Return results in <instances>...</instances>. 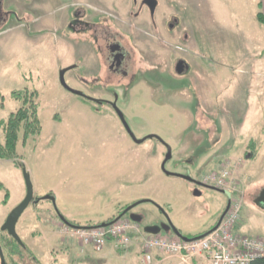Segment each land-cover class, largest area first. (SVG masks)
Listing matches in <instances>:
<instances>
[{
	"label": "rangeland",
	"instance_id": "374dc122",
	"mask_svg": "<svg viewBox=\"0 0 264 264\" xmlns=\"http://www.w3.org/2000/svg\"><path fill=\"white\" fill-rule=\"evenodd\" d=\"M260 1L158 0L154 26L142 0L5 3L12 24L0 28V144L5 136L1 122L24 108L13 93L25 92V108L36 107L41 130L24 139L21 128L16 160H0V231L5 216L25 197L23 170L34 198H54V204L43 200L21 216L16 233L30 253L19 248L23 261L17 257L7 264H85L71 241L66 242L68 260L50 262L46 247L37 249L43 230L62 236L58 215L80 227L110 223L138 202L133 213L144 216L138 223L143 232L148 226L172 225L184 236L206 233L228 197L184 177L201 179L202 173L227 166L226 159L237 162L225 168L231 190L242 198L236 233L264 241V211L254 204L264 189V166L246 159L243 146L264 135V107L254 96L260 93L245 87L258 85L262 77L245 75L248 68H264L260 46L251 44L263 33L256 19ZM91 5L101 6L115 28L120 25L125 77L112 74L102 61L103 44L86 29H76L87 21L108 22ZM173 20L178 30H168ZM64 38L72 41L71 48ZM178 60L184 64L180 75ZM61 73L69 90L60 84ZM102 99L111 100L112 109L100 104ZM117 112L132 136L144 140L141 144L131 139ZM167 234L173 232L159 236ZM102 256L96 253L89 260ZM110 259L109 264H121L117 253Z\"/></svg>",
	"mask_w": 264,
	"mask_h": 264
},
{
	"label": "built area",
	"instance_id": "2783aa9c",
	"mask_svg": "<svg viewBox=\"0 0 264 264\" xmlns=\"http://www.w3.org/2000/svg\"><path fill=\"white\" fill-rule=\"evenodd\" d=\"M227 166L223 165L219 170L207 173L201 179L204 187L214 188L229 195L226 213L201 239L183 242L176 237L145 236L138 224L124 219L104 228L64 226L61 233L77 245L81 254L88 249L99 254L109 241L116 249L125 250L133 239L138 238L142 244L143 264H153V251L177 258L181 264H188L193 259H200L205 264H250L254 260L264 258V241L236 233L242 198L234 191V187L231 190L232 178L225 168Z\"/></svg>",
	"mask_w": 264,
	"mask_h": 264
},
{
	"label": "crops",
	"instance_id": "0c3cea01",
	"mask_svg": "<svg viewBox=\"0 0 264 264\" xmlns=\"http://www.w3.org/2000/svg\"><path fill=\"white\" fill-rule=\"evenodd\" d=\"M260 13L262 15V19H263V24L261 25L262 28V35L261 38H254V40H252L251 44H258L260 46V50H261V55L264 56V0L260 1ZM257 19V18H256ZM243 74V73H240ZM245 75H261V79H260V83H258V85L256 86H252L250 84H245V87H247L251 92H259L260 94H258L259 96L254 95L255 97L259 98L260 101V106L264 107V68H257V67H250L248 68L247 72L245 73ZM258 81V80H256ZM244 85H242L243 87ZM241 87V88H242ZM253 97V96H252ZM261 123H264V119L260 120ZM242 146V145H241ZM244 148L247 150H245L244 152H248V156H246V159L248 158H254V162L258 163L259 166L263 165L264 166V135L261 136H256L252 139H249L248 141H246L244 143ZM233 156H237L236 154H234ZM237 161V160H236ZM226 162L229 163V166L232 167H236L237 166V162L231 163L230 161L228 162L226 159ZM239 162V160H238ZM245 163L244 165H242L243 167H245ZM238 229V225L236 227ZM42 234V244H40V246H37V249H40L41 247H46V253L49 254V261L50 262H56L58 261V259L63 258V259H67L69 258V254L71 251V246L67 245L66 242L71 241L70 239H68L66 237V239L64 240V238H62L61 234L59 233H55V232H50L49 231H45L43 230ZM49 234V239L47 238V235ZM181 234V233H180ZM244 234V233H243ZM169 237L174 236V234L170 235L167 234ZM201 235V234H200ZM197 235V236H200ZM25 236H27V234H25ZM181 236L185 237V238H194L197 236H193V237H189V236H184L181 234ZM55 237H59L61 238L60 241H58L57 239H55ZM253 238V237H252ZM65 241V242H64ZM72 244H75L73 241H71ZM44 245V246H43ZM76 245V244H75ZM77 247V245H76ZM103 254L102 258L100 259V261H91L89 260L90 256H93L95 253H93L91 250H86V252L84 253H80V250L77 247V255L79 256V258H83L85 264H109L111 259L110 257L112 255H114V253H117L120 255V261L121 264H143V251H142V244H141V240L140 239H133L130 246L125 249V250H118L115 248L114 244L112 242H108L104 248V250L101 252ZM100 254V253H99ZM152 260H153V264H181L180 261L177 258H171L168 257L167 255L158 253L156 251H153L152 254ZM188 264H205V262H203L200 259H193L191 260Z\"/></svg>",
	"mask_w": 264,
	"mask_h": 264
},
{
	"label": "flooded vegetation",
	"instance_id": "af4514ba",
	"mask_svg": "<svg viewBox=\"0 0 264 264\" xmlns=\"http://www.w3.org/2000/svg\"><path fill=\"white\" fill-rule=\"evenodd\" d=\"M14 1V3H12ZM17 1L18 0H0V28L3 27V26H8V24H12V12L9 11V10H6L5 9V3L7 2V4L9 5H14L15 7L17 6ZM29 2H32V0H27ZM145 0H142V3H141V8H145L146 10H148L149 12V16L152 20V23H153V26L155 24V20H154V17H155V13H156V10L159 6V2L158 0H155L157 5H156V9H155V12H154V15L153 17L150 15V11H149V8L148 6L144 3ZM94 5V4H93ZM93 5H91V10L93 11V9L96 11L94 14H99L101 17L105 18L108 22L106 24H93V23H90L89 21H87L86 24L84 25H79L77 26V30L78 29H86L89 34H90V38H93L97 41V43H101L103 45H100L102 46L101 47V54H102V61L104 59V63H108V66L107 68L110 70V72L112 74H115L117 75L118 77L121 76H127L128 75V72H126L124 70V63H125V60H126V54H125V50L123 49V47L120 45V25L119 27L115 28L117 26V23H114L112 20L109 19V14L107 12H103V8L101 6H96L93 7ZM30 7H26L25 9H28ZM91 10H89L88 12L89 13H93ZM117 15L119 16V14L117 13ZM113 23V27H114V31H111V27H110V23ZM100 23V22H99ZM178 30L179 27L177 24H175V20H173L169 26H168V30ZM119 38V39H118ZM63 41L65 43H68L70 45V48H71V44H72V41L68 38H64ZM99 49V48H98ZM180 60H178V62L176 63V66H175V71H176V68L178 66ZM182 67H184V64L182 63L181 64ZM184 72V71H183ZM118 86H120V81L118 80ZM119 90H120V87H119ZM100 104H103L105 106H108L112 109L113 107V103L111 100H101L100 101ZM165 149H166V146H165ZM216 171V170H215ZM213 172V171H212ZM207 173H211V172H207ZM205 173V174H207ZM204 173L201 174V179L202 177L205 175ZM189 176V175H187ZM194 182H196V184L194 183H190L193 184L194 186H199V187H202V188H205L203 186V184L201 183V179H198L197 177L198 176H195V177H192L191 175L189 176ZM200 184V185H198ZM24 199V198H23ZM39 199V198H34L33 197V200L32 202L30 203V205L28 206V208L30 206H35V205H39L41 201H39L38 203H35V201ZM6 202V203H5ZM8 201L4 200L3 201V205H6ZM21 203V202H20ZM19 203V204H20ZM18 204V205H19ZM227 204H228V200H227ZM226 204V205H227ZM17 205V206H18ZM129 207V206H127ZM126 207V208H127ZM27 208V209H28ZM125 208V209H126ZM26 209V210H27ZM124 209V210H125ZM25 210V211H26ZM124 210L119 214L121 215ZM12 211V210H11ZM10 211V212H11ZM134 209H132L131 211H129L124 217H129L130 215H134V216H138L142 219V221L144 220V216L143 215H138V214H134L133 213ZM10 214V213H9ZM8 214V215H9ZM24 214V213H23ZM22 214V215H23ZM5 216V220L7 218V216ZM61 215H58V218L60 217ZM62 217V216H61ZM122 217V218H124ZM21 218V217H20ZM64 218V220L72 225V226H78V225H75V224H72V223H69L65 217H62ZM4 220V222H5ZM20 220V219H19ZM60 220V218H59ZM3 222V224H4ZM19 222V221H18ZM60 225H61V228L64 227V226H67L64 222H62L60 220ZM2 228V227H1ZM16 243V241H14L8 234L6 231H0V264H7L6 263V260L7 259H10L12 261L13 258H17L20 260V261H23L22 259L24 258V255L20 254V249L24 250L25 252H29L28 248L26 246H20L19 244H15L12 246L13 243ZM30 253V252H29ZM28 257V256H27Z\"/></svg>",
	"mask_w": 264,
	"mask_h": 264
},
{
	"label": "water",
	"instance_id": "95a60500",
	"mask_svg": "<svg viewBox=\"0 0 264 264\" xmlns=\"http://www.w3.org/2000/svg\"><path fill=\"white\" fill-rule=\"evenodd\" d=\"M144 3L148 6L149 8V11H150V15L153 17L154 15V12H155V9H156V1L155 0H145ZM182 63H179L177 68H176V73L178 75L182 74L183 71H184V67L181 66ZM63 75L64 73H61L60 74V84L67 90H69L64 82V79H63ZM76 94V93H74ZM118 115V117L120 118L126 132L129 134V136L131 137V139L136 143V144H141L144 140H137L136 138H134V136H132L130 130H129V127L128 125L126 124V122L124 121V118H123V115L120 113H116ZM157 139L159 140V138H157L156 136H149L147 137V139ZM160 141V140H159ZM168 153L166 155V158L165 160L168 161L170 158H171V153H170V149L168 148L167 149ZM162 169L164 170V168L162 167ZM164 174L166 176H169V177H175V178H183V176L181 175H178V174H174V173H169V172H166L164 171ZM23 176H24V181H25V188H26V193H25V197L24 199L21 201V203L16 206L11 212L10 214L7 216L1 230L2 231H6L7 234L14 240L16 241L17 244H19L20 246H23L22 242L20 241L17 233H16V225L20 219V217L22 216V214L25 212V210L28 208V206L30 205V203L32 202L33 200V187H32V183L30 181V177L28 175V173L26 172V170H23ZM187 181H190L191 183H194L196 184V182H194L189 176H186L184 177ZM200 185V184H198ZM207 189H211V190H216L214 188H208ZM216 191H219V190H216ZM221 193H224L222 191H219ZM225 195H227L229 197L228 194L224 193ZM43 200H48L50 202H52L54 204V198L49 195V196H46L44 198H39L35 201V203H38L39 201H43ZM143 202H148V203H153L151 201H143ZM139 203H142V202H138V203H135L133 205H130L129 207H127L124 212L116 219L114 220L115 222L120 220L122 217H124L129 211H131L134 207H136ZM254 204L257 208L261 209L264 211V189H262L259 193V195L256 197L255 201H254ZM228 209V205L225 209V211L223 212L222 216H224V214L226 213ZM60 220L62 222H64L67 226L71 227V228H77V227H72L70 226L65 220L64 218H62L61 216L59 217ZM129 220L134 222V223H141L142 222V219L138 216H134V215H130L129 217ZM114 223V222H113ZM110 224H101L99 227L101 228H104V227H107L109 226ZM161 231H164L166 233H169L170 231L173 232L174 236L177 237L178 239L182 240L183 242H190L192 240H196V239H201L203 238L206 234L204 235H201V236H198L196 238H193V239H189V238H185L183 236H181V234L172 226V225H165V226H162V227H152V226H148L144 229V233L148 234V235H152V236H156V235H159L161 233ZM1 252V250H0Z\"/></svg>",
	"mask_w": 264,
	"mask_h": 264
},
{
	"label": "trees",
	"instance_id": "16d2710c",
	"mask_svg": "<svg viewBox=\"0 0 264 264\" xmlns=\"http://www.w3.org/2000/svg\"><path fill=\"white\" fill-rule=\"evenodd\" d=\"M256 18L258 23L262 25L263 19L261 13H258ZM23 93L25 92L13 93L12 96L16 100L23 101L24 108L18 110L16 114H11L8 117L6 123L1 122V125L5 126V136L4 145L0 144V160H16V142L18 140L17 135L21 128L24 130V139H28L29 137H37L40 134L41 127L38 119L37 109L34 105H30V107L27 109L25 108L29 101L22 98L21 95ZM6 201H8L7 194ZM250 264H264V258L254 260Z\"/></svg>",
	"mask_w": 264,
	"mask_h": 264
}]
</instances>
